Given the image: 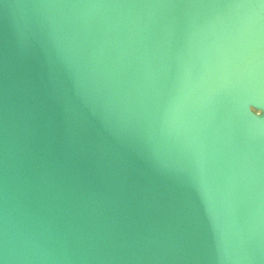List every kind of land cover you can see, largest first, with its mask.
Masks as SVG:
<instances>
[{
    "label": "water",
    "instance_id": "water-1",
    "mask_svg": "<svg viewBox=\"0 0 264 264\" xmlns=\"http://www.w3.org/2000/svg\"><path fill=\"white\" fill-rule=\"evenodd\" d=\"M0 264H264V0H0Z\"/></svg>",
    "mask_w": 264,
    "mask_h": 264
}]
</instances>
